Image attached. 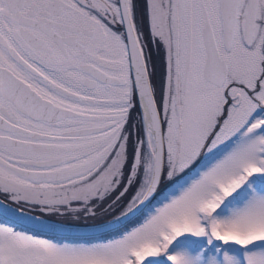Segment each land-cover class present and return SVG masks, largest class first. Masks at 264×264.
<instances>
[{"label":"snow or ice","instance_id":"snow-or-ice-1","mask_svg":"<svg viewBox=\"0 0 264 264\" xmlns=\"http://www.w3.org/2000/svg\"><path fill=\"white\" fill-rule=\"evenodd\" d=\"M0 264H264V0H0Z\"/></svg>","mask_w":264,"mask_h":264}]
</instances>
